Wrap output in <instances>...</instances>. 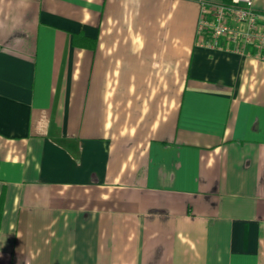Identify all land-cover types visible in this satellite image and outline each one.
<instances>
[{
  "label": "crops",
  "instance_id": "crops-1",
  "mask_svg": "<svg viewBox=\"0 0 264 264\" xmlns=\"http://www.w3.org/2000/svg\"><path fill=\"white\" fill-rule=\"evenodd\" d=\"M199 1L0 0V264H264V61Z\"/></svg>",
  "mask_w": 264,
  "mask_h": 264
},
{
  "label": "built area",
  "instance_id": "built-area-1",
  "mask_svg": "<svg viewBox=\"0 0 264 264\" xmlns=\"http://www.w3.org/2000/svg\"><path fill=\"white\" fill-rule=\"evenodd\" d=\"M196 43L264 61V13L252 0H200Z\"/></svg>",
  "mask_w": 264,
  "mask_h": 264
},
{
  "label": "rangeland",
  "instance_id": "rangeland-1",
  "mask_svg": "<svg viewBox=\"0 0 264 264\" xmlns=\"http://www.w3.org/2000/svg\"><path fill=\"white\" fill-rule=\"evenodd\" d=\"M171 86V85H170ZM173 86V85H172ZM172 96H171V91H170V102H171V100H172V98H171Z\"/></svg>",
  "mask_w": 264,
  "mask_h": 264
}]
</instances>
